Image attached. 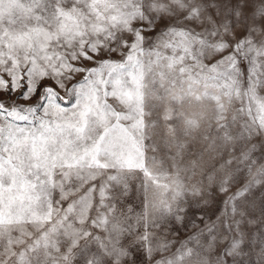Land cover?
<instances>
[{
	"label": "snow or ice",
	"instance_id": "obj_1",
	"mask_svg": "<svg viewBox=\"0 0 264 264\" xmlns=\"http://www.w3.org/2000/svg\"><path fill=\"white\" fill-rule=\"evenodd\" d=\"M0 264H264V0H0Z\"/></svg>",
	"mask_w": 264,
	"mask_h": 264
}]
</instances>
